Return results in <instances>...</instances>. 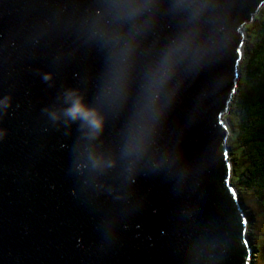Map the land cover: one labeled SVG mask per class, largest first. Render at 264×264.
<instances>
[{
  "label": "water",
  "instance_id": "obj_1",
  "mask_svg": "<svg viewBox=\"0 0 264 264\" xmlns=\"http://www.w3.org/2000/svg\"><path fill=\"white\" fill-rule=\"evenodd\" d=\"M263 2L0 0V264H249L221 115Z\"/></svg>",
  "mask_w": 264,
  "mask_h": 264
},
{
  "label": "trees",
  "instance_id": "obj_2",
  "mask_svg": "<svg viewBox=\"0 0 264 264\" xmlns=\"http://www.w3.org/2000/svg\"><path fill=\"white\" fill-rule=\"evenodd\" d=\"M235 138L247 161L236 183L264 198V20L247 58Z\"/></svg>",
  "mask_w": 264,
  "mask_h": 264
},
{
  "label": "rangeland",
  "instance_id": "obj_3",
  "mask_svg": "<svg viewBox=\"0 0 264 264\" xmlns=\"http://www.w3.org/2000/svg\"><path fill=\"white\" fill-rule=\"evenodd\" d=\"M264 20V2L257 8L252 20L245 23L241 28L242 44L241 57L238 62L237 86L229 99L226 112L221 117L228 128L226 138V159L229 166V180L234 185L238 201L244 210L246 218L245 235L251 247L249 264H264V198L258 199L256 195L246 187H241V183H236L238 177L243 173L247 164L245 154L238 145L235 138L237 130L239 104L238 96L242 91V76L251 48L255 45L257 33Z\"/></svg>",
  "mask_w": 264,
  "mask_h": 264
},
{
  "label": "clouds",
  "instance_id": "obj_4",
  "mask_svg": "<svg viewBox=\"0 0 264 264\" xmlns=\"http://www.w3.org/2000/svg\"><path fill=\"white\" fill-rule=\"evenodd\" d=\"M132 14V13H130ZM47 79V76L45 77ZM65 99L69 101L68 106L63 109V115L71 120L79 119L82 125L86 127L87 131L85 135L89 138H95L98 136L99 132L103 126V117L95 108L88 107L82 102V98L77 95L74 91L69 90L65 93ZM9 104V98L7 96L0 97V111L6 109ZM50 118L55 121L58 119V114L56 111L49 112ZM85 158V162H81L79 157L76 162V167L90 166L93 169H99L111 165V161H106L101 154H97L89 148L82 150Z\"/></svg>",
  "mask_w": 264,
  "mask_h": 264
},
{
  "label": "bare ground",
  "instance_id": "obj_5",
  "mask_svg": "<svg viewBox=\"0 0 264 264\" xmlns=\"http://www.w3.org/2000/svg\"><path fill=\"white\" fill-rule=\"evenodd\" d=\"M250 22V21H249ZM242 52V51H241Z\"/></svg>",
  "mask_w": 264,
  "mask_h": 264
}]
</instances>
